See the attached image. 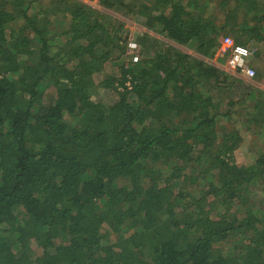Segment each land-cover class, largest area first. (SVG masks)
Masks as SVG:
<instances>
[{
    "label": "trees",
    "instance_id": "16d2710c",
    "mask_svg": "<svg viewBox=\"0 0 264 264\" xmlns=\"http://www.w3.org/2000/svg\"><path fill=\"white\" fill-rule=\"evenodd\" d=\"M36 2L0 0V264H264V146L237 162L229 121L264 141V92L172 46L259 50L264 0H99L167 41L138 62L109 13Z\"/></svg>",
    "mask_w": 264,
    "mask_h": 264
},
{
    "label": "rangeland",
    "instance_id": "374dc122",
    "mask_svg": "<svg viewBox=\"0 0 264 264\" xmlns=\"http://www.w3.org/2000/svg\"><path fill=\"white\" fill-rule=\"evenodd\" d=\"M49 1L50 0H37L36 3L38 5H40V3L42 2L44 6L48 5V7H52L51 4L49 3ZM79 1L83 2L87 5L99 8L100 10H103L106 13H109L111 16H113V17L117 18L118 20H120L121 22H123L125 25V29H126L125 31L127 33V41L128 40H134L138 44V46H139V43H138L139 40L137 39L138 36H140L142 33L143 34L149 33L151 35L153 34V33L148 32L147 28H145L144 26H141L138 23H136L135 19H132L130 17H125L119 13H115V12H113L112 9L105 10L104 8H102L101 4L99 3V0H79ZM152 36H154L155 38H157L159 40H162L163 42H167L166 40H164L163 38H161L159 36H156V35H152ZM246 45L253 47L251 42L246 44ZM172 46L178 48L179 50H181L183 52L189 53L195 57L198 56L199 58L203 59L207 63L214 65L223 71L224 67L222 66V64L224 62H222V60L220 58L217 61L214 60V57L213 58H205V57L202 58L201 56L196 55V53H194L193 50L189 47L179 46V45L174 44V43L172 44ZM256 54L257 55L254 54L253 58L251 59V65L254 67L256 77L252 80H247L244 78H242L241 80L239 79V80L243 81L246 84H250L255 89H260L261 91L264 92V46H262L256 52ZM125 59H129V56L125 55ZM215 59H216V56H215ZM218 62L221 64H218ZM93 99L95 101L110 103L113 101L114 98L107 91H105L103 89H98L96 91V93L93 94ZM242 119H243V117L241 118L240 116H237L236 114L231 115V117L229 119L230 122H233V121L236 122L235 126L237 127V130L240 132V134L242 136V142H241L240 146L234 152V157H235V160L237 162H240V163L241 162L244 163L245 161L249 162V163H253V160H255L257 157V156H255V154H257L256 149L258 147L264 146V141H263V138L260 136V132H258L259 130L257 128H255V129L258 131H256L254 128H253V130H251L252 129L251 127H250L249 131L247 129H245V125L244 124L242 125Z\"/></svg>",
    "mask_w": 264,
    "mask_h": 264
},
{
    "label": "built area",
    "instance_id": "2783aa9c",
    "mask_svg": "<svg viewBox=\"0 0 264 264\" xmlns=\"http://www.w3.org/2000/svg\"><path fill=\"white\" fill-rule=\"evenodd\" d=\"M126 53L130 55L132 61L138 60V46L135 42H128ZM219 54H225L226 60L222 64L223 72L235 79L252 80L256 77L251 59L256 53V48L248 45L235 44L232 38L224 37L221 40ZM217 63V62H216ZM218 64H221L218 62Z\"/></svg>",
    "mask_w": 264,
    "mask_h": 264
},
{
    "label": "clouds",
    "instance_id": "9594fccd",
    "mask_svg": "<svg viewBox=\"0 0 264 264\" xmlns=\"http://www.w3.org/2000/svg\"><path fill=\"white\" fill-rule=\"evenodd\" d=\"M227 37H229V36H227ZM224 38V37H223ZM223 38H221V40L223 39ZM231 38V37H230ZM221 40H220V44H221ZM130 41H132V42H135L134 40H128L127 41V43H126V50H127V44H128V42H130ZM136 43V42H135ZM137 44V43H136ZM220 44H219V47L217 48V51H216V53H215V56H216V59H215V56H214V60L215 61H217V60H219V58L222 60V62H224L225 60H226V58H227V56L224 54H219L218 53V51H219V48H220ZM253 45V47H255L256 48V52L258 51V48H257V46H256V44H252ZM138 46V45H137ZM244 46V45H243ZM126 53V52H125ZM127 54V53H126ZM256 54V53H255ZM128 55V54H127ZM129 56V59H131V57H130V55H128ZM139 58H140V52L138 51V60H139ZM132 60V59H131ZM138 60L136 61V62H138ZM132 62H135V61H132ZM216 67V66H215Z\"/></svg>",
    "mask_w": 264,
    "mask_h": 264
}]
</instances>
